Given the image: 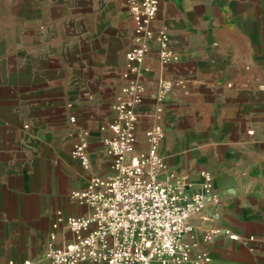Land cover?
Returning a JSON list of instances; mask_svg holds the SVG:
<instances>
[{"label": "crops", "instance_id": "obj_1", "mask_svg": "<svg viewBox=\"0 0 264 264\" xmlns=\"http://www.w3.org/2000/svg\"><path fill=\"white\" fill-rule=\"evenodd\" d=\"M16 1L24 10L21 57L1 62L0 264H49L52 213H87L70 192L112 172L103 138L129 81L134 24L124 0ZM149 30L135 78L143 88L136 149L158 124L168 169L194 187L210 172L216 201L207 196L190 218L184 240L192 255L205 251L208 264H264V0H160ZM160 31L178 56L166 66L154 40ZM161 75L176 83L163 95ZM78 143L86 144L87 167L72 156ZM59 230L58 240L71 237ZM206 230L218 231L205 240Z\"/></svg>", "mask_w": 264, "mask_h": 264}, {"label": "built area", "instance_id": "obj_2", "mask_svg": "<svg viewBox=\"0 0 264 264\" xmlns=\"http://www.w3.org/2000/svg\"><path fill=\"white\" fill-rule=\"evenodd\" d=\"M124 1L134 24L135 44L125 53L123 75L129 81L121 86L113 107L108 123L112 134L103 138L112 172L91 176L84 188L70 192L73 201L88 208L87 213H52L45 256L49 264H208V254L198 251L192 255V245L184 236L192 232L190 218L202 210L207 196L216 201L210 172L201 171L194 187L186 174L168 169L158 151L164 136L158 124L145 130L146 148L136 149V107L143 101V88L135 78L148 50L149 26L160 0ZM154 40L162 66L178 61L165 33H156ZM175 84L161 75L158 94L172 90ZM72 156L87 167L85 143L76 144ZM61 227L71 237L58 240ZM217 231L206 230L204 239L210 240Z\"/></svg>", "mask_w": 264, "mask_h": 264}, {"label": "rangeland", "instance_id": "obj_3", "mask_svg": "<svg viewBox=\"0 0 264 264\" xmlns=\"http://www.w3.org/2000/svg\"><path fill=\"white\" fill-rule=\"evenodd\" d=\"M23 12L18 1L0 0V85H3L5 78V68L1 62L6 57L8 62H16L21 57L18 46L23 32Z\"/></svg>", "mask_w": 264, "mask_h": 264}]
</instances>
